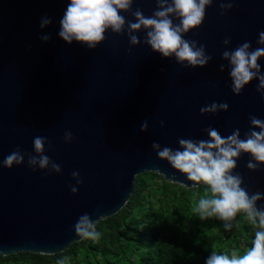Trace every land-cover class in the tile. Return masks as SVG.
<instances>
[{
    "label": "water",
    "instance_id": "95a60500",
    "mask_svg": "<svg viewBox=\"0 0 264 264\" xmlns=\"http://www.w3.org/2000/svg\"><path fill=\"white\" fill-rule=\"evenodd\" d=\"M70 0H0V161L17 147L35 155L33 139L46 137L45 154L61 173L33 171L25 163L0 165V255H56L83 240L74 225L87 213L92 221L116 215L134 192L137 176L155 173L166 181L193 187L185 175L160 160L152 148L159 143L178 149L179 139L207 140L205 129L224 137L250 128V116L264 120V96L251 81L239 95L232 92L225 50L244 42L252 49L264 31V0H234L221 14V0L206 9L203 24L185 34L206 47L212 57L203 67L163 58L143 43L145 31L134 33L141 43L130 45L110 29L95 49L63 41L60 20ZM151 16L155 0H134ZM52 23L40 28L41 17ZM135 22L130 12H122ZM175 23H179L174 19ZM50 34L51 40L40 37ZM225 38L231 43L223 44ZM264 74V57L258 61ZM225 65L224 71L220 65ZM227 103V111L201 114L211 103ZM147 120V131H141ZM163 122V126L161 124ZM73 134L65 143L64 134ZM259 131V129H256ZM248 154L237 159L234 174L250 194L264 193V165L250 171ZM83 181L77 185L72 173ZM77 187L76 194L71 187ZM264 208V199L257 202Z\"/></svg>",
    "mask_w": 264,
    "mask_h": 264
},
{
    "label": "clouds",
    "instance_id": "9594fccd",
    "mask_svg": "<svg viewBox=\"0 0 264 264\" xmlns=\"http://www.w3.org/2000/svg\"><path fill=\"white\" fill-rule=\"evenodd\" d=\"M214 0H155L156 8L151 16L146 17L137 8L132 11L134 0H70L63 17L60 20L59 37L67 44L73 41L82 43L88 49H95L105 39V33L110 29L115 34H123L127 26L130 45L141 43L134 33L145 31L143 43L150 46L153 52L163 58L175 57L178 64L203 68L212 59L206 53L203 44L195 40H186L185 34L203 24L207 7ZM234 0H221V14L231 10ZM122 12H130L135 22L126 20ZM178 20L179 23H175ZM52 23L47 15L41 17L40 28L44 29ZM43 42L51 40L50 34L41 35ZM231 43L225 38V46ZM257 44L261 47L252 49L250 42H244L234 50H225L222 59L228 61L229 75L232 80V92L239 95L251 81L258 80L257 91L264 96V74L261 73L259 60L264 57V31L258 34ZM225 65H220L224 71ZM227 103L213 102L200 109L201 114H215L228 110ZM250 128L241 138L239 129H235L226 137L215 128L205 129L207 140L179 139V148L163 147L153 143L160 160L167 161L171 167L193 182V187L203 184L206 194L198 201L196 212L201 220L216 218L223 221L226 231H231L233 222L238 214H243L249 224L255 229L251 247L241 254L238 250L231 253L212 251L206 264H264V208H257V202L264 199V193L250 194L245 187L240 174H234L237 159L241 154H248L251 159L247 163L250 171L259 170L264 165V120L250 116ZM163 126V122H161ZM148 122L145 120L140 130L147 131ZM259 129V131H256ZM73 134L66 131L65 143H71ZM51 148V142L46 137L36 136L33 139L35 155L23 152L19 147L10 152L0 165L8 169L25 163L33 171L37 168L51 173H61L62 168L45 154V144ZM77 185L83 181L78 171L72 173ZM78 188L71 187L76 194ZM76 234L83 239L99 240L101 233L96 229L89 214L78 218L74 225ZM58 264H65L64 260Z\"/></svg>",
    "mask_w": 264,
    "mask_h": 264
},
{
    "label": "trees",
    "instance_id": "16d2710c",
    "mask_svg": "<svg viewBox=\"0 0 264 264\" xmlns=\"http://www.w3.org/2000/svg\"><path fill=\"white\" fill-rule=\"evenodd\" d=\"M205 194L204 185L187 189L144 173L124 208L97 222L99 240L83 239L56 255H0V264H206L213 250L242 254L255 229L242 213L231 231L214 217L201 220L196 209Z\"/></svg>",
    "mask_w": 264,
    "mask_h": 264
}]
</instances>
